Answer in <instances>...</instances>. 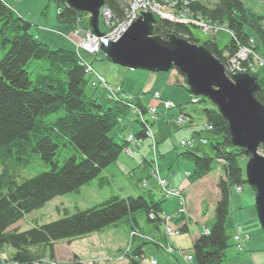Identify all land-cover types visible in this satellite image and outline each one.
Instances as JSON below:
<instances>
[{"label": "trees", "instance_id": "trees-1", "mask_svg": "<svg viewBox=\"0 0 264 264\" xmlns=\"http://www.w3.org/2000/svg\"><path fill=\"white\" fill-rule=\"evenodd\" d=\"M51 1L59 7L57 18L62 24L76 26L85 14L69 6L66 0ZM105 2L118 20L129 7L128 0ZM192 9L196 15L214 23H225L233 31L224 47L219 45L216 36L203 42L223 64L236 55L241 45L249 44L250 30L260 42L257 46L264 47L263 17L251 13L243 0H216L212 5L198 0ZM34 27L0 0V42L4 50L0 58V252L6 247L12 248L13 264L54 260L57 242L84 238L126 220L130 224L132 247L122 256L127 258L126 264H145L144 247L164 243L143 231L136 214L144 212L147 220L160 232L163 230L162 237L166 238L165 196L158 197L152 189L138 196L113 195L88 209L76 207L74 213L63 209V217L36 224L28 230L11 228L26 214L44 207L58 195L79 192L99 178L101 186L110 184L108 169L118 164L128 144L127 136L120 138L116 128L130 113L142 124L138 138L145 137L152 125L141 97L123 91L114 99L108 94L109 103H101L96 92H88L90 78L79 53L62 47L51 48L38 38ZM154 34L176 35L192 43L200 41L191 25L168 18L158 19ZM247 72L257 77L260 89L255 95L264 104V69L247 68ZM198 101L206 102L207 98ZM211 104L213 107L204 108L203 113L213 127L209 131L213 136V154L196 148H186L179 154L194 165L189 177L191 183L212 172L215 162L222 170L218 181L220 197L212 225L192 246V257L197 264L225 263L231 246L226 225L232 212V190L247 186L242 165L246 150L233 144L228 120ZM133 106L142 110L145 118L141 119ZM261 149L264 150V145ZM37 159L49 166V170L24 177V171ZM148 165L153 166L146 160L142 167L148 170ZM188 230L187 223L180 228V232ZM134 242L138 245L133 250Z\"/></svg>", "mask_w": 264, "mask_h": 264}, {"label": "rangeland", "instance_id": "rangeland-1", "mask_svg": "<svg viewBox=\"0 0 264 264\" xmlns=\"http://www.w3.org/2000/svg\"><path fill=\"white\" fill-rule=\"evenodd\" d=\"M197 1L198 0L193 2V4H196ZM202 1L205 3L209 2L210 5H212L214 4L216 0H202ZM243 2L246 4L247 7H249V11L251 13H255L256 15H260L263 17L262 24L264 25V0H243ZM54 5L56 6L55 3ZM10 8L12 7L10 6ZM102 8H101L99 27H100V30L104 32L106 35L99 36L100 45H102V43L104 42L109 41L107 38V34H109V36L113 35L112 34L113 29L117 27L118 25V21H116L115 23L117 25H114V24L110 25L109 23H107V20L103 16ZM13 11H15V9H13ZM90 16L91 15L88 13L83 14L79 24L76 25L72 31V36L76 39V44L78 48H83V47H80V44L86 40L87 34L93 33L94 35H96L93 29L90 27ZM216 23L218 25H223V26L219 27L216 25L213 28L214 33H210V34H206L201 28L193 27L194 35L200 39L199 43H193V44H197L199 47H205L203 45L204 40L208 38H212L214 36H216L217 42L219 43L221 47H224L228 42H230L233 34L227 33L228 32L227 30L231 31V29L230 28L227 29L225 27L227 24L225 23L223 24L218 23V22ZM35 29H36V26L34 27L33 30L35 31ZM77 29H81L84 32V34L83 33L78 34L77 32H75ZM250 33L252 36L249 40V44L241 45L237 51V53H239L243 50H247V53H249V56H248L249 58L246 61H244L243 65H241L240 67L242 71L238 73H248L247 68H251L253 71L255 70L259 71L260 69H264V66L262 65V60L264 61V47H262L261 45L257 46L258 44H260L258 38L254 35V33L251 30H250ZM169 36L170 35L166 37H162V36L160 37L164 40H168ZM186 40L190 42L188 39ZM82 54H84L86 58H89V56L92 55L94 57L95 63L101 62V61H107V63H111V65H113L112 67L114 68L113 75H112V78L115 80L114 82L122 84L124 78L128 76V79L126 81L127 83L125 82L126 86H129V87L131 86L133 90H138L139 88L142 87V85L146 84L148 81H152V78L156 74L166 75L167 78L165 82L166 84L171 86V89L169 92L176 89L174 90L173 95L187 94L189 97L187 101L189 100V102L186 103L185 105H178L176 108H172V109H169V111H167L166 108L161 103V101L153 95L154 92H156L154 87H151L149 91H145L143 94V97L145 99L147 106L159 108L160 112L164 113V115L160 113L162 117H159L158 120H155V123L151 126V131L148 130V132H146L145 137L139 138L137 145L134 143H130L129 147L132 148V145L140 147L142 146V143L144 140L151 142L150 153H151V158L153 157V159L143 158V160L141 159V164L144 165L146 160L148 161L152 160L151 162H153V172H152L153 175L148 176L149 171L144 169L143 167L141 170L140 169L141 167H139V165L134 167L133 169H130V170H134L132 171V173L123 172L121 169H119V166L116 164L113 166V168L111 167L110 169H108V173L111 174L110 184L101 186L100 178H99V180L95 179L90 184L83 186L79 192H72V193H67L64 195H58L52 200H50L49 202H47L44 207L37 209L29 214H26L23 219H21L19 222L13 225L11 228H17L21 231L28 230L34 227L36 224L41 225V224L49 223L51 221H54V220H57L63 217L64 216L63 209H68L71 213H74L76 211V207H78L79 209H88L94 205L105 202L113 195L138 196L148 190L144 181H148L150 189H153L155 191H160L162 187L163 194L166 196V198L176 197L178 201H180L182 197L167 196L165 192V186L164 185L160 186L158 183L159 181L158 176L161 172L162 176L165 177V175H169L171 177L170 180H172V184H178V182L186 178L185 171L187 170V168H189L190 166L191 167L194 166L191 161L184 159V158H178V153L184 152L186 150V148L183 147L180 142L182 140L191 141L194 143V146H195L196 140L192 138V135L194 131L198 130L199 132L197 133L200 136L199 137L200 142L205 144V146L202 147V151L213 154V148L211 145V140L213 139V136L209 132L212 129H209V128L207 129V127L209 126V123H207L206 118H205L206 115L203 113L204 108L213 107V105L211 104L212 101L210 99H207L206 102L196 103L195 101L201 100L202 96L195 95L190 92L189 88L185 86L186 84H184V81H183V79H186V76L181 71H179L177 68L170 69L169 71H166V72L165 71L151 72L149 70H144V69L132 70L129 67L126 68V67L120 66L118 64L111 62V60L106 59L105 58L106 55L104 54L102 50L97 55V54L87 52L85 49V50H82ZM3 55H4V50L0 42V58ZM233 57L234 56L229 57L227 62L224 64L225 71L230 77H232V75L234 74L233 72L234 66L237 65V63L233 60ZM246 62L248 63L247 66H245ZM83 63L85 64L86 71H87L88 63L86 61H84ZM87 74H88L87 77L92 76V74L95 77V79L90 77L91 79H90V84L88 86V92H97L99 89H105L106 94L109 93L108 89L102 86L101 83L98 82L95 76V73H93V71L91 72L87 71ZM177 77L180 78L181 80V83L179 84H176ZM158 91L161 93V97H162V90H158ZM130 95L136 96L134 94H130ZM98 96H100V100L106 101L105 98L103 99V96H101L100 94H98ZM213 104L217 107L215 103ZM184 107H187V110H185ZM180 114H184L186 117H188L187 118L188 120H185V122H179L177 119V116ZM147 115L151 119V122L154 121L153 119H157L151 114V112H148ZM175 115L176 117L174 118ZM124 120L127 123H132L134 125L135 130L139 131L142 129L141 122H138L136 120V116L133 113H130ZM120 125L118 126V129H120ZM202 133L204 135H201ZM159 134L160 135L162 134L164 136V139H162L159 143V150L160 152H162V156L160 157L161 160L158 163L159 153H158V142H157L156 137ZM164 143L170 146L169 151L167 152L163 151ZM161 144L162 146H160ZM260 153L264 155V150L261 148H260ZM173 155H176V160L170 166L169 158L170 156H173ZM125 158H127V156L125 155V153H122L118 163H122V166L125 165L124 163ZM164 159H165V164L167 163L168 168L170 167L169 169L164 168V161H163ZM249 159H250V155L247 153H246V156L242 159V165L244 166L245 175H246V166H247ZM159 166L161 168V171L159 169ZM213 166H214V169H213L214 175H217L218 170H220L222 174V170L220 167L221 165H218L215 162ZM49 168L50 167L47 165H44L40 159H37V161L31 167H29L28 170L24 171L23 176L32 177V176H35L41 173L42 171L49 170ZM157 170H158V174H157ZM102 175H104V173ZM208 179L206 178L205 181L204 180L201 181V183H199V187L198 186L194 187L193 195L195 196L196 202L193 203V205H191L189 195L187 193L185 194V188L183 189L182 187H177L181 193V196L185 198V205H183L182 203L180 204L179 202L180 206L178 209V212H179L178 216H181L180 218L183 217L182 218L183 220H180L179 222H176V223L173 222L174 228L177 229L179 233V235L176 234L178 235L176 239L178 241L184 242V245H183L184 250L179 255L180 259L178 260L175 257H171V255L168 254L163 248H158L154 244H147L145 246L147 250L151 249L153 251L152 253L159 256L161 260L164 261L166 264H177L179 263L180 260L184 261L186 264H197L194 258H193L194 259L193 261L187 262L185 260V255L193 253L192 246H193L194 232H195L194 225L196 221H199L200 215L202 214L198 211L197 206L205 190L201 193L200 187H203L205 183H207L208 187H210L211 191H206V194H208L207 198H211V196L217 193V191L214 188L215 187L214 181L216 180V176H212V179L211 178H208ZM243 187L251 189L252 192L256 196V189L254 187L250 186L248 183H247V186H243ZM255 212L257 216L256 219L258 221L260 235H262V241L260 243L262 250H259V251L262 252V254H264V229L259 220L256 206H255ZM201 216L206 219V217L203 214ZM229 216H231V214ZM136 217L144 232L150 235H155L156 237H162L163 230L162 232H160L157 229L156 225H154L153 223H150L147 220V216L144 212L137 213ZM168 220L169 218L167 217L166 221L164 222V228H166L167 225L170 226L168 224ZM189 220L193 221L194 223V224H191L192 226H191L190 231L180 232V228ZM212 220L209 221L208 226L212 225V222H213ZM129 228H130L129 221L124 220L117 226H111L109 228L104 229L103 231L91 234L84 238L77 239L73 243H70L68 240H62L60 242H57L54 247L55 250L58 249V253H59L58 257L55 256L54 260H51L49 258L44 259L42 262H38L36 264H83L85 261L84 262L83 261L73 262L72 260L70 261L66 259V258L73 256L72 255L73 249L75 248L77 250L79 246H81L85 250H88V252L91 249L93 250V248H95L96 246L102 250L107 249L109 254L112 255V257L107 259L106 264H119L120 261H123L124 259L123 256H125V253L128 252L129 249L132 247V245H130ZM174 228L172 229L175 230ZM208 231H209V228H208ZM228 232H229L228 235L230 236L231 246L227 250V259L224 264H251L250 262L251 258L249 257V252H247L245 248L243 251L239 250V248L236 245L237 244L236 237L239 232V229H238V226L233 222L232 216L230 217L228 221ZM98 237L100 238L99 241L97 239ZM166 238H167L166 244H171L170 242L171 237L168 238L166 236ZM249 238L250 236L246 235L242 239L244 240V242H246L247 240H249ZM137 245L138 243L134 242L133 250L134 248H136ZM12 252H13V249L10 247H6L5 249H3L0 252V264H13L11 260ZM83 254H85V252ZM147 254H151V252H148ZM147 256H148L147 257L148 259L143 260L144 262H147V263L151 261V258H154V257H150L151 255H147ZM256 259H257V262L261 261L260 257H257ZM90 264H102V262L94 261V262H91Z\"/></svg>", "mask_w": 264, "mask_h": 264}, {"label": "water", "instance_id": "water-1", "mask_svg": "<svg viewBox=\"0 0 264 264\" xmlns=\"http://www.w3.org/2000/svg\"><path fill=\"white\" fill-rule=\"evenodd\" d=\"M80 12L91 15L90 26L98 36L101 8L105 0H66ZM158 19L143 13L117 41L102 43L101 50L114 63L151 72L177 68L186 76L190 92L210 99L228 120L231 140L250 155L246 181L256 189L255 203L264 229V104L256 97L260 89L257 77L237 73L230 77L224 64L207 48L188 42L176 35L168 40L154 35Z\"/></svg>", "mask_w": 264, "mask_h": 264}, {"label": "crops", "instance_id": "crops-1", "mask_svg": "<svg viewBox=\"0 0 264 264\" xmlns=\"http://www.w3.org/2000/svg\"><path fill=\"white\" fill-rule=\"evenodd\" d=\"M5 1L13 9H15V11L18 15H20L24 19L32 22L36 26L35 33L37 34L38 38L41 41L47 43L51 48L62 47V48H66V49L76 50L79 53V55L82 57V59L84 61H86L88 64H90L95 69V71L97 73L102 75L109 84L114 85V86L119 85L122 87L123 91L126 92L127 94H129V95L134 94V95H136L135 97H141V102L146 108H149V107L147 106V104L145 102L143 94L145 91H149L151 89V87H154L155 91L162 90V98L167 99V100H171V101L175 102L177 105H185L186 103L189 102V100L187 101V99L189 98L187 94L173 95L174 90H176V89L169 92L171 89V86L166 84V82H165V80L167 78L166 75H162V74L154 75V77L152 78V81H148L146 84L142 85V87L139 88L138 90H133V88L131 86L130 87L126 86V83H127L126 81L128 79V76H126L124 78L122 84L114 82L115 80L112 78L113 69H114L112 67L113 65H111V63H107V61H101V62L95 63L94 57L92 55L89 56V58H86V56L84 54H82V50H85V49L78 48L77 44H76V39L72 36V31H73L75 26L68 25V24H62L58 21L57 17H58L59 7L54 1H51V0H5ZM54 3L56 4V6L54 5ZM90 18H91V16H90ZM87 52H89V51H87ZM111 62H113V61L111 60ZM123 67H125V66H123ZM126 68H128V67H126ZM130 69H132V68H130ZM132 70H134V69H132ZM90 77L95 79L93 74H92V76H89V78ZM150 80H151V78H150ZM183 81H184V79H183ZM179 83H181V80H180V78L177 77L176 84H179ZM184 84H186L185 81H184ZM185 86L187 87V85H185ZM96 88H98V87H96ZM158 88H160V89H158ZM96 94H97V96H98V94L103 96V99L105 98L106 101L100 100L101 103H103V104L109 103V99H108V96L106 94L105 89H99L96 92ZM99 98H100V96H99ZM184 108H185V110H187V107H184ZM157 109L159 110V108H157ZM167 111H169V110H167ZM159 112H160V110H159ZM160 113L162 115H164V113H162V112H160ZM165 113H166V111H165ZM146 116L148 117V115H146ZM175 117H176V115L174 116V118ZM205 118L207 121L206 116H205ZM154 123H155V121L151 122L152 125ZM115 132L119 133V137L122 138L124 136L126 137L127 134L130 132H133L134 134L137 135V133L140 132V130L139 131L135 130L134 125L132 123H127V122H125V120H123V123L120 125V129H118V127H117ZM197 132H198V130L194 131L192 138H194L196 140L195 148L196 149L201 148L200 150H202V147L205 146V144L200 142V139H199L200 136L198 135ZM175 135H177V134H175ZM201 135H204V134L202 133ZM156 139L158 142V153H159L158 163H159L161 160L160 157L162 156V152H160V150H159V143L162 139H164V136L162 134L161 135L159 134L156 137ZM150 144H151V142L144 140L142 143V146H140V147L132 145V148H131L132 151L131 152H129V153L124 152L125 155L127 156V158L124 159L125 165L122 166V163L117 164L119 166V169H121L123 172L132 173L133 170H130V169H133L134 167L139 165V167H141L140 169L142 170L141 159L142 160H143V158L153 159V157L151 158ZM160 146H162V144ZM169 147L170 146H168V144L166 145V143H164L163 144V149H164L163 151H165V152L169 151ZM179 154L180 153H178V158H183V157H180ZM175 160H176V155L170 156V158H169L170 166ZM163 161H164V168H168V164L167 163L165 164V159ZM159 169L161 171L160 166H159ZM193 169H194V167H191V166L189 168H187V170L185 171L186 178L181 180L180 182H178V184H172V180H170L171 177L169 175L164 174L165 175V177H164V176H162L161 172H160V175L169 182L170 187H182L183 189L185 188V194L187 193L189 195L191 205H193V203L196 202L195 196L193 195L194 187L195 186L199 187V183H201V181H203V180L205 181L206 178L212 179V176H216V180L214 181V184H215L214 188L217 191V193L215 192L216 193V194H214L215 196L213 195V196H211V198H207L208 194H206V191H211L210 187H208L207 183H205V185L203 187H200L201 193L204 190H205V192L201 196V198L198 202L197 208H198V211L206 217V219L203 218L201 216L202 215L201 214L199 221L195 222V225H194L195 226L194 240H195L201 233H203L204 230H206V228L210 227V226H208L209 221L214 219L215 207H216L217 201L220 197L219 196L218 181H219V176L221 175V171L218 170L217 175H214V172L212 171L207 176H205L204 178L199 180L198 182L191 183L189 180V177L192 174ZM148 171H149L148 176H151L153 168L152 167L150 168V166H149ZM168 176H169V178H168ZM144 182L147 184V188L150 189L149 182L148 181H144ZM153 191H154V193H156V195L158 197H164L162 187H161L160 191H155V190H153ZM179 206H180L179 201L176 197L165 198V202L163 204V213L166 216V218L167 217L169 218L168 224L173 228H174V223L179 222L180 220H183L182 219L183 217L180 218L181 216H178L179 215L178 214ZM255 206H256L255 194L252 192L251 189L245 187L243 191H239L236 187L233 188V190H232V212H231L232 220L238 226V229H239L238 233H240L243 237L246 235L250 236L249 240H247L245 242V250H247V252H249V257L251 258L250 259L251 264H264V254H262V252L259 251V250H262L261 244H260L262 241V235H260V230L258 227V221L256 219L257 216H256V212H255ZM200 209H201V211H200ZM176 215L180 219L176 218ZM231 216H229V218L227 220V225H226L227 226V233H229L228 232V221H229ZM186 223L189 226V230H188V232H189L191 229V226H192L191 224H194V223L191 220H189ZM178 235H175V236L170 238V242L177 249V252L171 253V252L166 251L162 246H157V247L163 248L168 254L171 255V257H175L176 259L179 260L180 259L179 255L184 250V248H183L184 242L178 241L176 239L178 237ZM97 239H98V241L100 240L99 237ZM75 241L76 240L69 241V242L73 243ZM158 241L166 244L167 238H165L164 236L158 237ZM193 243H194V241H193ZM55 252H56L55 256L58 257V254H59L58 249L55 250ZM84 252H85V254H83ZM148 252H151V254H147ZM152 252L153 251L151 249L147 250V248L144 247V260L148 259L147 255H151L150 257H154L158 261L159 264H166L164 261L161 260V258L159 256L155 255ZM73 253H75V254H73ZM73 253H72L73 256L66 258V259L70 260V261L72 260L73 262H78V261L84 262L85 261L84 263H89V262L91 263L94 261H99V262H102V264H106L107 259L112 257V255L109 254L107 249L102 250V249L98 248L97 246L95 248H93V250L91 249L89 252H88V250H85L84 248L79 246V248L77 250L75 248L73 249ZM257 257L261 258L260 262H257V259H256ZM123 258H124L123 261H120L119 264H126L127 263V261H128L127 258L126 257H123ZM185 260L187 262H189L187 260V255H185ZM144 263L145 264H151V261L148 263L147 262H144ZM177 264H186V263L184 261L180 260L179 263H177Z\"/></svg>", "mask_w": 264, "mask_h": 264}, {"label": "built area", "instance_id": "built-area-1", "mask_svg": "<svg viewBox=\"0 0 264 264\" xmlns=\"http://www.w3.org/2000/svg\"><path fill=\"white\" fill-rule=\"evenodd\" d=\"M195 1L196 0H129L130 2L129 7L126 9V14L121 20L120 19L118 20L114 15V13L112 12V10L105 5L102 8V13L105 19L107 20V23H109L110 25L111 24L117 25L115 23L116 21H118L117 27L113 29V33H112L113 35L109 36V34H107V38L108 40L111 37L116 38L117 35L120 37L121 33L125 32L128 29V27L132 25L133 22H135L143 13H153L157 19L168 18L173 21L182 22L184 24L191 25L192 27L201 28L206 34L214 33L213 28L216 25L219 27L223 26V25H218L216 22L215 23L211 22L208 19H205L199 15H196L195 11L192 9L193 2ZM225 27L229 29L227 25ZM227 31H228L227 33L233 34L232 30L231 31L227 30ZM75 32H77L78 34H82V33L84 34V32L81 29H77ZM86 36H87L86 40L80 44V47H83L90 53L98 54L101 51L99 36L94 35L93 33H89ZM248 56L249 53H247V50H243L237 53L233 57V60L237 63V65L234 66L233 68L234 74L242 71L240 67L241 65H243V62L249 58ZM262 65L264 66L263 60H262ZM87 71L89 72L93 71V73H95L98 82L101 83L102 86L108 89L109 91L108 94L110 98L113 99L118 98L121 94H123V90L121 86H113L109 84L106 81V79L102 75L97 73L90 64H88ZM154 96L161 101V103L166 109H172L178 106L176 103L172 102L171 100L163 99L159 91H156L154 93ZM195 102H198V100H196ZM133 108H134V112L137 113L141 119L145 118L144 112H142V110L134 106ZM149 112H151V114L154 117L158 118L159 115L157 108L151 107L149 108ZM187 118L188 117H186L184 114H180L177 116L179 122H185V120H188ZM208 128L213 129L212 125L210 124L207 127V129ZM148 130L151 131V128H149ZM138 139L139 138H137L135 134L132 133L128 134L127 137L128 142L137 145ZM180 143L183 147H187V148L194 147V143L191 141L182 140ZM130 151L131 148L127 146L125 148V152L129 153ZM157 174H158V170H157ZM159 181L162 185L165 186V192L167 196H177V197L180 196L182 197L181 200L179 201L180 204L182 203L183 205H185V198L181 196V193L177 187H169L167 180L162 179L161 177H159ZM237 189L239 191H242L244 187L238 186ZM172 228L168 225L165 228V233L168 238L178 234V231L173 230ZM206 231H208V229H206ZM132 234L134 235L136 233L133 232ZM236 238H237V244H236L237 247L241 251L244 250L245 242L242 239L243 236L240 233H238ZM164 248L169 252H175V248L171 244L165 245ZM187 259L192 261L193 259L192 255H188ZM151 264H158V261L156 259H152Z\"/></svg>", "mask_w": 264, "mask_h": 264}, {"label": "bare ground", "instance_id": "bare-ground-1", "mask_svg": "<svg viewBox=\"0 0 264 264\" xmlns=\"http://www.w3.org/2000/svg\"><path fill=\"white\" fill-rule=\"evenodd\" d=\"M133 23H134V22H133ZM123 33H124V32L121 33V36H122ZM121 36H120V37H121ZM120 37L117 35L116 38L111 37V38H109V40H110V41H117ZM237 187H238V186H237ZM237 187H236V188H237Z\"/></svg>", "mask_w": 264, "mask_h": 264}]
</instances>
